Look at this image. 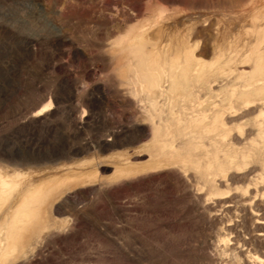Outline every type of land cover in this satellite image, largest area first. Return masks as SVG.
<instances>
[{
	"label": "rangeland",
	"instance_id": "1",
	"mask_svg": "<svg viewBox=\"0 0 264 264\" xmlns=\"http://www.w3.org/2000/svg\"><path fill=\"white\" fill-rule=\"evenodd\" d=\"M161 13L144 53L216 63L174 95L139 91L129 46ZM259 42L264 0H0V231L45 193L3 264H261L264 95L232 93Z\"/></svg>",
	"mask_w": 264,
	"mask_h": 264
},
{
	"label": "bare ground",
	"instance_id": "2",
	"mask_svg": "<svg viewBox=\"0 0 264 264\" xmlns=\"http://www.w3.org/2000/svg\"><path fill=\"white\" fill-rule=\"evenodd\" d=\"M162 17L163 13H161L151 28H143L135 36V40L129 43V46L135 48L133 50L134 57L138 61L136 75L138 78L137 85L140 87L139 91L155 95L157 91H160L162 95L165 93L174 95L180 89H184L183 83L186 82L190 75L202 77L206 73L205 69L215 67L216 63L211 65L203 63L194 55V49H178L175 52H170L169 49L163 51L152 50L147 54L144 53L142 48L149 42V35L158 36L163 33V29L159 27ZM217 37L218 35H216L215 43L217 42ZM260 43L245 58L246 60L244 59L245 62L254 63L253 71L249 75L239 73L241 76L244 75L246 77L243 85L245 89L240 92L233 89L232 92L235 97L239 95V98L248 107L253 106L257 98L264 95V46L262 47ZM197 46L195 45V48ZM194 66L195 68L191 71ZM173 99L171 110L177 106L174 97ZM254 122L260 131L264 133V115L262 112L254 119ZM159 125H157V128L161 127ZM165 126H168V124H165ZM239 129H243L242 124ZM8 185L0 174V208L9 199V193L6 191V186ZM44 198V189L39 187L20 198L16 208L10 214L6 229L0 231V264H3L15 254L24 231L30 232L28 228L32 229L35 224H41L42 217L40 212ZM261 264H264V259H261Z\"/></svg>",
	"mask_w": 264,
	"mask_h": 264
}]
</instances>
